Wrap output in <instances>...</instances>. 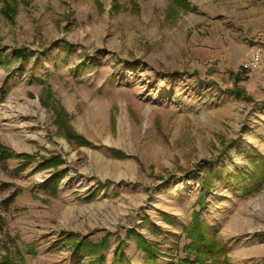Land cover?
Returning <instances> with one entry per match:
<instances>
[{"label":"rangeland","instance_id":"1","mask_svg":"<svg viewBox=\"0 0 264 264\" xmlns=\"http://www.w3.org/2000/svg\"><path fill=\"white\" fill-rule=\"evenodd\" d=\"M186 3L188 11L168 10L170 0H0V147L14 154L0 160V202L14 196L0 209V258L75 264L63 239L109 235L102 264L119 249L144 264L128 238L135 231L156 245L158 264H175L199 210L200 170L232 175L264 157V0ZM257 46L261 65L245 70ZM19 48L28 62L10 61ZM94 103L102 118L90 115ZM58 117L89 145L65 139ZM18 155L32 157L23 172ZM50 156L64 161L54 196L42 188L56 171L37 169ZM232 184L215 183L200 219L231 264H264V184L244 197ZM237 216L248 224L225 230Z\"/></svg>","mask_w":264,"mask_h":264},{"label":"trees","instance_id":"2","mask_svg":"<svg viewBox=\"0 0 264 264\" xmlns=\"http://www.w3.org/2000/svg\"><path fill=\"white\" fill-rule=\"evenodd\" d=\"M133 4V3H132ZM136 8V5H132ZM176 7L188 11L189 7L186 0H170L168 10ZM12 12V10L10 11ZM2 13L12 20V16L9 15L7 9H3ZM66 46V45H65ZM65 48V47H63ZM10 61L28 62L29 54L27 49L19 48L11 50ZM243 70V69H242ZM59 122H56L57 126L63 132V137L68 141H72L80 146H88L89 143L83 140L79 135L74 133L68 128L66 122L61 117H58ZM114 158L123 159L125 158L121 153L117 151H111ZM14 157V154L3 147H0V160L7 161ZM17 158L21 161L22 167L18 172L25 171L27 165L32 163V157L27 155H18ZM247 160L250 162V167L243 170H236L232 175L222 171L217 177L215 169L209 165L204 166L200 172L206 173L205 179L202 178L199 182L201 188V195L197 199L196 206L199 207L198 211H192L191 221L183 227L182 233L184 234L185 240L188 242L183 247V252L186 256L183 260H178L175 264H231L227 257V250L224 243L220 241L217 236V232L212 227L205 225L201 221L203 214V206L205 196L214 187L216 182L227 185L231 181L233 184L232 188L239 190V196H249L255 193H259L264 184V157H248ZM64 164V161L58 156H50L44 158L37 169L50 170L54 169L56 172L52 178L42 188L45 195L54 196L58 192V187L61 182L62 174L58 169ZM14 196H10L0 202V209H7L13 202ZM195 206V207H196ZM167 219V221H166ZM163 220L170 224L169 218L163 215ZM151 236H159L160 230L153 226L151 223L146 225ZM171 237H177L174 234H168ZM109 235L103 237L98 243H92L87 238H81L76 235H70L68 238L63 239L64 243L71 245L69 249L76 256L75 264L81 263V259L89 257L90 261L88 264H102L104 256L103 250L107 248ZM128 238L133 239L136 244V249L144 255V264H158V258L160 253L156 249L154 243L148 242L141 234L135 231L128 232ZM63 244V243H62ZM175 245H178V241H175ZM0 264H23L16 262L4 256L0 258ZM113 264H130L127 257H125L123 250L119 249L115 254ZM170 264H174L171 261Z\"/></svg>","mask_w":264,"mask_h":264},{"label":"bare ground","instance_id":"3","mask_svg":"<svg viewBox=\"0 0 264 264\" xmlns=\"http://www.w3.org/2000/svg\"><path fill=\"white\" fill-rule=\"evenodd\" d=\"M95 108H97V104L94 103L93 107L91 108V113L90 115L92 116V118H102V116L100 115V110L97 109V111H95ZM87 119L86 118H79L78 119V129L79 131H81L83 134H87L88 130H87ZM247 221L245 219H243L240 216L237 217H233L231 219H229L227 221V223L225 224V230H227L228 232H239L241 231L246 225H247ZM238 254H245L247 252V249L244 248H240L238 251Z\"/></svg>","mask_w":264,"mask_h":264},{"label":"built area","instance_id":"4","mask_svg":"<svg viewBox=\"0 0 264 264\" xmlns=\"http://www.w3.org/2000/svg\"><path fill=\"white\" fill-rule=\"evenodd\" d=\"M261 53L262 49L261 47H255L247 61V63L244 65L245 70H256L261 65Z\"/></svg>","mask_w":264,"mask_h":264},{"label":"crops","instance_id":"5","mask_svg":"<svg viewBox=\"0 0 264 264\" xmlns=\"http://www.w3.org/2000/svg\"><path fill=\"white\" fill-rule=\"evenodd\" d=\"M216 42H218V39L216 40ZM217 50H219V49H217Z\"/></svg>","mask_w":264,"mask_h":264}]
</instances>
